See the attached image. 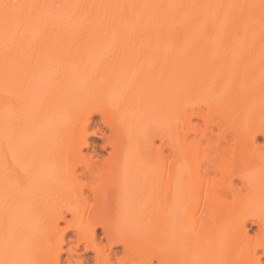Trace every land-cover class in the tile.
<instances>
[{"label": "bare ground", "instance_id": "6f19581e", "mask_svg": "<svg viewBox=\"0 0 264 264\" xmlns=\"http://www.w3.org/2000/svg\"><path fill=\"white\" fill-rule=\"evenodd\" d=\"M249 221L264 0H0V264H62L68 229L74 264H264Z\"/></svg>", "mask_w": 264, "mask_h": 264}, {"label": "rangeland", "instance_id": "374dc122", "mask_svg": "<svg viewBox=\"0 0 264 264\" xmlns=\"http://www.w3.org/2000/svg\"><path fill=\"white\" fill-rule=\"evenodd\" d=\"M97 120H98V125L102 126V123L100 121V117L99 116H97ZM92 140H94L98 144V147L106 155L107 154V150H106V148H104V140H103V138L100 137V136H92ZM237 182H239V181L237 180ZM248 226H249V228H251V235L252 236H255V238L258 241L264 240V234H260L258 232L259 231V227L256 224L252 223V221H249L248 222ZM67 234H68V238L66 239V242H65V244L63 246L64 250L66 252H63V262H62V264H74L75 263V259L78 257V255H86L85 250H84V245L85 244L83 242H79L77 240V237L75 236L74 232L71 229L67 230ZM98 241H100L102 243V245L106 248V250H108V246H107L108 245V241H107V239L104 237V235L102 233L99 235ZM69 248H73L77 252L70 259H69L68 254H67V250ZM258 251L262 252L263 248L260 247ZM87 254L88 255H93V252L89 251ZM117 256L118 257H123L124 256V253H123L121 247L118 248V255ZM115 262L117 264H121V263L118 262V260L116 258H115ZM124 264H130V263L129 262H125Z\"/></svg>", "mask_w": 264, "mask_h": 264}, {"label": "snow or ice", "instance_id": "6c2138e0", "mask_svg": "<svg viewBox=\"0 0 264 264\" xmlns=\"http://www.w3.org/2000/svg\"><path fill=\"white\" fill-rule=\"evenodd\" d=\"M5 7H7V6H5Z\"/></svg>", "mask_w": 264, "mask_h": 264}]
</instances>
